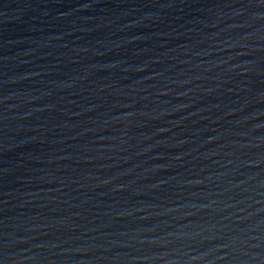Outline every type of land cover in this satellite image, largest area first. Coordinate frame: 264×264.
Instances as JSON below:
<instances>
[{"label":"water","instance_id":"95a60500","mask_svg":"<svg viewBox=\"0 0 264 264\" xmlns=\"http://www.w3.org/2000/svg\"><path fill=\"white\" fill-rule=\"evenodd\" d=\"M0 264H264V0H0Z\"/></svg>","mask_w":264,"mask_h":264}]
</instances>
